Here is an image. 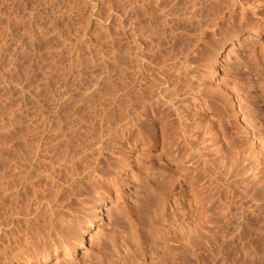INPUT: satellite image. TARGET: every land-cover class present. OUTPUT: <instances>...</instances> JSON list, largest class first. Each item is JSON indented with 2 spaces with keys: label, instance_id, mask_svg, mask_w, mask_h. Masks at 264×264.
<instances>
[{
  "label": "rangeland",
  "instance_id": "374dc122",
  "mask_svg": "<svg viewBox=\"0 0 264 264\" xmlns=\"http://www.w3.org/2000/svg\"><path fill=\"white\" fill-rule=\"evenodd\" d=\"M141 1L132 4L141 8L137 9L141 37L154 48L141 47L140 52L145 48L141 54L149 57L157 48L161 56L164 50L171 54L175 36L178 39L187 29L193 36L190 29L203 13V0L175 4L159 0V5L165 2L160 8L156 1ZM189 2L198 3L193 5L196 13ZM125 4L126 0H0V152L12 154L8 149L15 135L26 149L37 145L44 152L61 147L63 153L68 148L71 160L67 153H58L64 158L62 167L68 168L80 166L87 157L94 163L102 147L108 154L119 149L110 154L114 170L105 179L107 202L96 205L99 210L90 214V224L77 232L81 243L66 260L52 255L45 264H264V0L254 4L263 13L248 15L243 23L255 21L262 31L217 44L213 72L203 60L197 62L206 88L197 90L194 101L205 102L202 108L192 107L182 119L141 120L140 131L131 137L127 133L134 122L129 129L124 92L126 83L136 82L130 81L131 70L135 71L130 67L136 66L137 43L124 34ZM154 18L163 20L159 21L163 26ZM147 31L161 47L156 41L153 44L159 47L150 45L154 38L148 40ZM217 34L209 40H221ZM126 59L134 64L128 66L132 78L125 70ZM2 166L7 170L1 169L3 173L11 172L3 174L6 182L1 187L7 189L20 168ZM225 185L231 192L220 191L218 196ZM0 202L2 216L6 203ZM110 202H116L119 218L105 214ZM17 245L9 251L4 246L7 252L2 253L11 249L9 255L18 258L15 263L24 264ZM4 255L0 264H10ZM39 260L36 256L34 264H44Z\"/></svg>",
  "mask_w": 264,
  "mask_h": 264
},
{
  "label": "bare ground",
  "instance_id": "6f19581e",
  "mask_svg": "<svg viewBox=\"0 0 264 264\" xmlns=\"http://www.w3.org/2000/svg\"><path fill=\"white\" fill-rule=\"evenodd\" d=\"M131 1L126 0V4L124 5L125 6V17H124L125 19L123 18L124 21L122 22L123 26H124L123 30L125 31L124 34H126V38H128V39L132 38L133 39V37H134L135 38V40H134L135 44L137 43V46H136L137 49L135 47V49L137 50L136 51L137 57H136V55H134L136 57V59L134 58L135 60H133V61H135V64H136L135 67L136 68L132 66L134 64H132V62L129 61V59H126L127 60L126 61L127 62L126 63L127 68L125 69V70H127L126 73H129L128 72L129 71L128 66L131 63L132 65H130V66H132V67H130V70H131V68L133 70H135V71L131 70V73H133L134 76L132 78L130 73L128 74V76H130V78L133 79L130 81H136L135 83L129 82V83H126V85H125V92H124L125 106L124 105L123 106L126 108V113H125L126 118H129L126 120H131L130 126H131V123L134 122V124H132V125H134V129L132 131L129 130V133H127L128 134L127 137H131L134 133H137L140 131V127L142 125L141 120H156V119L172 120L171 119L172 117H177V118L182 119V118H187L190 115V110L192 109V107L194 109L202 108V104L204 105L205 102H203L202 100H199L197 102L194 101V99L196 97V93H199V91H197V90H201L202 88H206V83L204 82V80H202L203 76L200 75L199 65L197 62L203 60V63L205 62L206 68L211 70V72H213L214 66H215V58H214L213 54H214L215 48H217L216 45L217 44L221 45L228 40H232V42H233V38L239 40V37H241L243 35H245V37L247 39L251 38V36H256L258 34V29L261 28V25H259L255 21H252V23H249L246 25H244L243 23L245 21H247L248 15H258V14L261 15V13H263V9L261 7L254 5L255 2H257L258 0H203V11H202L203 13H202V15L199 14V12L197 13V17H199L201 15L200 19L195 20L196 21L194 23L195 25L191 22V24L194 25V27H196L194 30H193L194 27L192 29H190V30H192V32H194V35L193 36L190 35L189 33H191V31H189V29H187L186 32L184 31L185 32V34L183 33L184 35H182V36L179 35L181 38L178 37V39H176L177 35L175 36L176 38H174L175 39L173 41L174 43H172L175 46V47L173 46L175 49L173 50V52L171 54L170 53L168 54L167 50H164L166 52H163L162 56H161V52H160L161 48H159L160 50H158V48H157V52L154 51L155 54L153 53L154 55L149 57L150 55L147 56L148 55L147 53H149L151 49L149 51L146 50V51H148L146 53L147 55H145V53H144V55L141 54V52L145 48H142V51L140 52V49H141V47L144 46V44H146V46H147V41H145L146 42L145 43L144 40L142 39L144 37H141L142 30H140V28H142V27H139V23H140L139 17L140 16H138V13H139L141 8L138 9L139 6L136 7L138 4H136L135 2L134 3L136 5L133 6V4H132L133 0H131ZM134 1H136V0H134ZM140 1L141 0H139V4H140ZM142 1H145V0H142ZM155 1H156V4L153 3ZM158 1L159 0H154V1L151 0V3L155 4L156 7L158 5V7L160 8V5L161 4L163 5V3H165L167 0H165V2H163V3L159 2V3H161L160 5L158 4ZM172 1H170V3ZM183 1L185 2V0H183ZM137 2H138V0H137ZM173 2L175 4V0ZM179 2H180V0H179ZM123 3H125V2H123ZM144 4H145V2H144ZM190 4H191L192 9L194 10L193 5H195V4H193V5H192V3H190ZM164 5H165V9H166V4H164ZM169 5L170 4H168V6H167L168 8H170ZM184 5L187 6L186 3H184ZM196 5H195V7H196ZM174 6L175 5H173V7H172V5H171L172 8H175ZM185 6H184V8H185ZM200 6H201V4H200ZM141 7H142V4H141ZM181 7L183 8V6H181ZM159 8H157V9L160 10ZM161 8H162V12H163L164 7L161 6ZM134 9H136V10H134ZM137 9L139 11H137ZM188 9H191L190 6ZM196 9L194 10L195 13H196ZM132 10H134V12H136V13H134V14H136V17L134 16V18H132L133 17ZM168 11H170L171 13H174L169 9H168ZM197 11H198V9H197ZM189 12H190V10H189ZM158 13H161V11L160 12L157 11V14ZM169 13H165V14H169ZM171 13L169 15H172ZM179 14L180 13H177V16H179ZM152 15H155V14L153 13ZM161 16H163V19H165L167 15H165V18H164L163 14ZM178 18H180V16ZM190 18H192V16ZM155 19L158 20L157 18H154V20ZM173 19L170 20L172 23H174L172 21ZM183 19H185V18H182V22H181L182 25H183ZM167 20L164 22L166 25L169 24V23H166V22H168ZM159 21L163 22V20H160V18L156 22L161 24V22H159ZM177 21H179V19ZM186 21H188V20H186ZM151 23H155V21H153V22L151 21ZM184 23H185V21H184ZM159 24L157 26H159ZM162 24H161V26H163ZM182 25L180 24V26H182ZM149 26H151V25H149ZM157 26H154V24L152 25L153 28H156ZM167 26H170V25H167ZM187 26H190V23ZM149 28H150V30L151 29L153 30V28H151V27H149ZM163 29L164 28H162V30ZM262 30H263V28H262ZM262 30L260 29V31H262ZM154 32H156V31L154 30ZM162 32H164V31H162ZM176 32H177V30H176ZM147 33H148V31L145 32V35ZM217 33H219V35H221V38H222L221 40H219V41L218 40H216V41L215 40L214 41L209 40L211 35L213 37H215L216 35H218ZM180 34H182V33H180ZM130 35H132V36H130ZM149 35H151V33ZM164 35H165V33H164ZM173 35H175V34H173ZM129 36L131 38H129ZM154 36H155V33H154ZM146 37H147V35H146ZM148 37H147V39L151 40V41H152V38H154V37H152V38H148ZM157 37H158V35H157ZM155 38L150 45H152L153 42L156 41V43L158 45H160V47H161V44H159L160 42H157L158 40H156ZM147 39H145V40H147ZM165 40H168V39H165ZM127 41L128 40L126 39V42ZM156 43H154V44L156 46H158ZM154 44H153V46H154ZM156 46H154V47H156ZM126 47H127V45H126ZM147 47L152 48L149 46V42H148ZM152 49L154 50V48H152ZM169 51L171 52V50H168V52ZM229 51H231V49ZM151 52H152V50H151ZM208 54H210V57L209 56L206 57ZM127 55H129V52ZM208 59H210V60L207 63ZM128 78L129 77H127V79ZM132 84L135 86L136 91L132 90L133 89L132 87H134V86H132ZM138 87H140V89H138ZM140 90L142 91V93H140L141 92ZM189 99H191V103L188 102ZM225 99L229 103V98H225ZM230 102H231V99H230ZM187 103H189V104H187ZM229 105H230V103H229ZM203 108H204V106H203ZM92 117H93V115H92ZM97 118H98V116H97ZM92 120H94V119H92ZM122 120H124V119H122ZM128 123H129V121H128ZM106 126H108V125H106ZM33 127H35V125H33ZM132 127L133 126L129 127V129ZM53 129H50V131ZM55 129H56V127H55ZM31 132H33V131H31ZM55 133H56V131H55ZM14 136L15 135H13V137ZM13 137H12V140H10L11 143L9 142L12 147L8 149V151L10 149H12L11 150L12 154L10 153V155L8 156V154H9L8 153L7 157H6V154L4 155V153H6V151L2 152L3 151L2 150L0 152V190H1V188H2V190H4V191L0 192V193H2V195H0V197L2 196V198H0V201H2V203L3 202L6 203L5 208L2 206L4 208V214L2 216L0 215L1 216L0 217V252L2 253L5 250H6L5 252H7L6 247L8 248V251H9V248L13 247V245H17V242H18L19 246L18 245L17 246L19 248L18 249L19 251H16V253H21L22 256H25V258H27V259H25V258L22 259L24 261L23 262L24 264H34L36 256H38V260L40 259L39 261H42L44 264L47 262V260L49 258L52 257V255L57 258L59 256V254H61L62 256L60 258L62 260L63 259L66 260V258H68L69 255H71L75 252V249L78 246L77 244L81 243L78 241V239H80V241H82V239H81V237L78 238L79 233H77V232L79 230L85 229L86 226L88 224H90V214L93 215L94 213H92V211L95 210L96 208H97V210H99L96 205L107 202L105 200V191H108V190H107V186L105 183V179L114 170V169H112V170L110 169V168H113V166H114V163H112V161H111L112 160L111 156L115 153H118L119 149L114 147L116 149H115V151H112V153H110V154H112L110 156V154L106 153L108 151H105L106 149H103V147H102L101 151L98 152V154H96V155H98V157H96V155H95V157L99 158V159L95 158L96 160L94 163L89 162V161H91V159L89 160V158L87 157L88 155L87 156L84 155L87 158L81 159V157L79 156L80 154H76L81 159L79 162L80 166H79V164L78 165L72 164V166L70 164L67 165V162H65L67 167L69 165H70V167H68V168L64 167L63 168L62 166H65V164L64 165L61 164L62 163L61 160L62 161L64 160V158L61 159V155L62 154L65 155L67 153L68 159L70 157L69 156L70 154H68V152H67L68 148L65 149L63 147L65 144L62 146L64 148V151L62 148L63 153L59 151V148H61V147L56 148L58 152L55 151L56 149L54 150L52 147H51L52 148L51 151H49L50 149L48 151H46V150L44 151V149H43L44 152H42V149H41V151L39 152V150H37L38 146L35 145L34 143H32L33 141L29 142V143L30 144L32 143L35 146H31V147L29 146L26 149V147L20 145L21 140L18 138L20 140L19 141L16 138L17 136H15L14 138ZM46 137H48V136H46ZM46 137H44V138H46ZM49 137H51V136H49ZM103 137H101V138H103ZM40 138H41V136H40ZM68 139H69V137H68ZM22 140H23V138H22ZM39 140H37V143L41 142ZM41 140H43V139H41ZM25 142H27V141H24V143H22V144H25ZM54 142H56V141L54 140ZM59 144H61V143H59ZM70 145L72 146V144H70ZM26 146H28V145H26ZM51 146H52V144H51ZM67 146H69V145H67ZM80 147H82V146H80ZM104 148H106V147H104ZM114 148H113V150H114ZM71 149H73V148H71ZM76 149L79 150L78 148H75L74 151H76ZM87 150H85V152ZM99 150L100 149H98V151ZM111 150H112V148H111ZM59 152L62 154L59 155L60 154ZM76 152H72L71 154L73 155V153H76ZM81 152H84V150ZM87 152L90 153L89 151H87ZM93 152H94V150L91 153H93ZM76 155H75V157H76ZM81 156L83 157L82 154H81ZM91 156H92V154L89 157H91ZM93 156H92V158H93ZM72 157H73L72 159H74V156H72ZM65 159H67V157ZM69 160H71V158ZM74 160L79 161L78 158L77 159L75 158ZM73 161H72V163H73ZM92 161H94V160H92ZM63 163H64V161H63ZM74 163H76V162H74ZM115 164H116V162H115ZM2 165L11 166L12 167V168H10L11 170H13L14 168H17V169L20 168L18 170V172L15 173V174H17V176H16L17 179H15L16 177H14L15 180L14 179H13V181L9 180V182L7 183V184H10L11 186H9V185L7 186L5 184L8 187L7 189L6 188L3 189V187H1V185H2L3 181H5L4 179L6 177V175L4 177L3 174L4 173L7 174L9 171L3 173L2 170H5V168L2 169L1 168V167H3ZM81 165L83 167H81ZM6 169L9 170V167ZM117 169H119V167L115 168V173L117 172ZM5 171H7V170H5ZM12 172L14 174V172H16V171L14 170ZM9 173H11V172H9ZM9 176H11V179H12L13 175H8V178H9ZM5 190H7V191H5ZM220 191L222 193H225V194L230 193L231 188L229 185H225L224 188H220L217 191L218 196H221ZM3 192H5V193H3ZM0 204H1V202H0ZM109 204L110 205H109L108 209L105 211L106 212L105 214L112 217V219L119 218L120 213L117 212L118 209L116 208V206H117L116 202L115 203L110 202ZM1 205H4V204H1ZM0 209H2V208H0ZM2 211H3V209H2ZM82 214H84V216H82ZM220 215H222V214H220ZM223 216H220V217H223ZM22 226H25V229L21 231ZM22 228H24V227H22ZM22 232H23V234H22ZM3 236L6 238L8 237L7 239H5V240H7L6 245H4L5 241H3L4 240ZM4 246H6V247H4ZM14 252H15V250H14ZM4 253H2V254L4 255ZM11 253H12V251L10 249V252L5 254V255H7V254L8 255L7 256L4 255L3 258L6 257V260H7L6 263L16 264L15 261H17L18 258L16 259V256L9 255ZM2 254L0 255L1 256L0 260L4 261L5 259H2V256H3ZM19 258H20V256H19ZM55 260H56V262H58V259H55ZM19 262H20V260H19Z\"/></svg>",
  "mask_w": 264,
  "mask_h": 264
}]
</instances>
